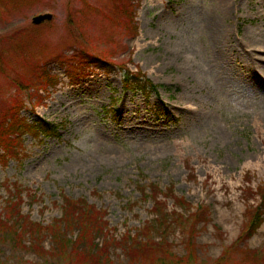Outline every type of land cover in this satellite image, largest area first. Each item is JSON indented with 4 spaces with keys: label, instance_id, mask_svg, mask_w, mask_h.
<instances>
[{
    "label": "rangeland",
    "instance_id": "1",
    "mask_svg": "<svg viewBox=\"0 0 264 264\" xmlns=\"http://www.w3.org/2000/svg\"><path fill=\"white\" fill-rule=\"evenodd\" d=\"M124 68L159 94L124 90ZM5 112L9 125L62 127L59 139L16 137L15 151L0 137V221L23 196L21 241L0 232V264H97L80 262L94 238L62 254L50 234L26 232L64 221L65 198L101 212L96 243L110 247L98 264H264V223L242 236L264 187V0H0V122ZM62 226L79 237V221ZM145 240L158 246L139 249Z\"/></svg>",
    "mask_w": 264,
    "mask_h": 264
},
{
    "label": "trees",
    "instance_id": "2",
    "mask_svg": "<svg viewBox=\"0 0 264 264\" xmlns=\"http://www.w3.org/2000/svg\"><path fill=\"white\" fill-rule=\"evenodd\" d=\"M88 63L93 64L98 69L109 68L108 62L94 55L92 56V58H88ZM111 68H113V65ZM124 69H125L124 70L125 76L123 79V85L125 89H131L133 91L139 90L142 94L144 92L151 93L153 91L156 92L158 90L159 86L153 84V82L149 80L147 76L141 71L137 73H130L129 69L127 68H124ZM156 115L164 117L168 121L175 120L172 113L167 108H165L163 103L157 106ZM60 128L61 126H57L53 124L52 122H49L44 119H38L35 122L29 123L26 119L19 120L18 118L15 120L14 123L9 125L7 121V113H6L0 122V134H1L0 137L7 140L6 145L8 146L9 150L15 151V149L17 148V145L20 144V140L17 144H13L14 140H17L16 137H20V136H23L24 134L32 133V135L37 139L40 137L49 138V139L59 138ZM14 157L17 158L16 156ZM155 186H156L155 184L141 186L140 189H141L142 196L145 198L148 196L150 198V194L146 193V189L150 188V191L154 193V189L156 188ZM260 194H261L262 201H263L262 206L264 207V187L261 190ZM21 195L22 194H19V196L17 197L14 196L11 199L10 204L6 207V212L8 213V217L6 216V220L2 219L3 221H0V232L6 231V229H11L12 227L14 228V230L12 231V235H11V239L12 241H14V243H16L17 240L19 242L21 241V237L19 235L23 231V225H15L14 223L15 219H12L13 217L19 216L20 206L17 203L21 201L23 197V196L20 197ZM162 196L167 197L164 194H162ZM172 198L177 199L175 195ZM64 202H65L64 204V219L65 220L64 221H61L55 224L53 223L47 227H42L40 224H36V223H28L29 230L26 232H29L32 230L30 234L33 236L35 240L38 239L39 237H44L45 233L50 234L53 240V243H54L53 249L56 252H59L62 254H65V252H62L61 247L68 248L67 245L71 246L74 243H77L76 245L79 246L80 244L87 242V241L91 242L92 244L93 242L92 238H94L95 245L90 246L91 250L90 248H88L87 251L83 253L82 260H80V262L94 261L98 264L99 259L96 253H98L97 251L104 250V248L106 249V247L103 246L104 243L103 244L96 243V240L98 239L97 236H99L100 233L103 232L105 229L103 225L96 227V225H93V224H95L98 218L102 217L101 212L96 210L94 206L90 207L86 203L72 200L70 198H65ZM154 214H156L158 217H163L165 215H168V217L170 216V214H167V213H165V215H161L159 212L154 213ZM262 216H263V213L260 210H258L255 214H253V221H252L251 226H249L250 228L248 229V233L246 236H252L253 233L256 231V229L260 226V224H262L263 222ZM78 221L80 222V227H81V232H80L79 237L74 238V239L67 238L66 236L67 232L66 230L64 231L62 223L63 225H68L69 228H71ZM90 228H93L94 230L91 231ZM46 230L50 231L51 233ZM9 233L10 232L7 231V232L2 233V235L4 236V238H7ZM92 235H96V236L92 237ZM164 245L165 243H160V246L163 247ZM139 246L140 247L137 246L139 249H143V250L145 249L147 251H151V250H154L158 246V244H156L155 242L149 243V240H145L143 242H140ZM70 252L72 253L73 250ZM165 253L168 255L169 254L168 250H165ZM226 262L224 261V264H226Z\"/></svg>",
    "mask_w": 264,
    "mask_h": 264
},
{
    "label": "bare ground",
    "instance_id": "3",
    "mask_svg": "<svg viewBox=\"0 0 264 264\" xmlns=\"http://www.w3.org/2000/svg\"><path fill=\"white\" fill-rule=\"evenodd\" d=\"M206 28L211 32L213 39L217 41L218 47H225L223 40L226 35V30L220 25L217 18H211L205 22ZM223 30V31H222ZM224 35V36H223Z\"/></svg>",
    "mask_w": 264,
    "mask_h": 264
},
{
    "label": "water",
    "instance_id": "4",
    "mask_svg": "<svg viewBox=\"0 0 264 264\" xmlns=\"http://www.w3.org/2000/svg\"><path fill=\"white\" fill-rule=\"evenodd\" d=\"M52 18L53 17L50 14L40 15V16L35 17L33 19V22H34V24L39 25V24L43 23L46 20H49V21L52 20Z\"/></svg>",
    "mask_w": 264,
    "mask_h": 264
}]
</instances>
